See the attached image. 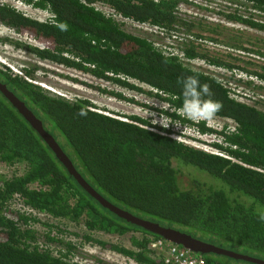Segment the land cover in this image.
<instances>
[{"label": "trees", "instance_id": "1", "mask_svg": "<svg viewBox=\"0 0 264 264\" xmlns=\"http://www.w3.org/2000/svg\"><path fill=\"white\" fill-rule=\"evenodd\" d=\"M22 1L51 17L41 22L0 5L1 25L44 45L10 41L15 47L41 61L144 93L166 104L164 114L178 123L163 129L139 117L127 122L108 117L93 111L87 101L70 103L27 81L33 70L26 69L24 78L0 68V82L42 122L81 177L124 212L264 262V112L238 101L227 86L234 81L250 92L264 91V0H219L228 7L214 14L245 28L232 36L223 24L211 26L183 14L184 6L194 5L190 0ZM129 22L159 34L139 36L126 27ZM251 31L261 35L249 36L255 43L247 40ZM161 38L174 44L160 43ZM196 61L223 74L191 67ZM188 76L209 85L204 98L222 105L214 119L232 122L233 129L215 130L206 121L179 114ZM176 126L200 138L217 137L211 147L219 154L174 139ZM0 164L22 170L13 178L0 175V264H82L78 247L64 241L67 232L57 228L55 234L56 226L40 215L84 221L89 232L85 241L135 264H166L151 246L169 242L119 218L89 195L1 91ZM18 202L22 209L14 208ZM38 225L49 231L33 228ZM96 233L132 234L133 249L106 244L93 237ZM54 244L61 249L54 251ZM189 253L204 264H255L215 253Z\"/></svg>", "mask_w": 264, "mask_h": 264}, {"label": "rangeland", "instance_id": "2", "mask_svg": "<svg viewBox=\"0 0 264 264\" xmlns=\"http://www.w3.org/2000/svg\"><path fill=\"white\" fill-rule=\"evenodd\" d=\"M190 2H193L194 5L184 6V9H182L183 14H185L187 17L197 19V21L203 20L205 23L209 22L211 26L213 24H223L227 27V30H229L228 32L231 36L235 35L236 31L245 32V28L234 24H226L222 17H217L214 14L216 10L218 11L224 9L221 8L222 6L225 8L228 7L227 5L220 4L219 0H190ZM0 4L16 8L18 7V0H0ZM99 9L108 15L107 9L104 7H99ZM22 12H25L27 17L41 22L48 21L51 17L48 13L35 10L31 7H29L27 10H23ZM128 25L126 27L130 31L136 32L139 36L140 34L146 33L147 36L149 35L150 37L156 38L157 34H159L158 31L155 32L154 30H150L148 27H141L136 24L134 26L133 23L130 22ZM207 36L212 35L207 34ZM225 36L227 35L225 34ZM246 36L249 42L251 41L255 43L256 40L249 38V36L252 38H257L261 35H258L255 31H251L246 33ZM10 41L25 42L26 44L37 48H44V45L35 41L30 36L16 35L15 32H13L6 25L0 24V68L4 71L6 68H9L16 75L23 77H25L24 71L26 69L33 70L32 78L29 79L28 77L27 81H30L34 85L43 88V90L49 92L55 97L63 98L70 103H75L79 100L87 101L92 105L93 111L125 122H127V119L139 117L144 120H151V122L155 123L153 119L160 118V114H158L155 109H159L160 111L161 109H169L166 104L160 103L156 99L147 97V95L144 93L131 91L128 88L120 86L113 81L99 80L92 77L91 75L84 74L58 64L41 61L29 52L15 47V45ZM160 43H166L168 45L174 44V42L170 40L168 41L164 38H161ZM246 47L248 48L249 46L246 45ZM211 48L212 51H216L218 53L226 51L222 47ZM251 49L257 50L256 47ZM192 66H194L196 69L202 68V70H208L214 75L215 73L223 74L222 70L211 68L203 64V62H193L191 63V67ZM35 67L36 70H34ZM226 75L229 76V73H226ZM244 79L248 80L245 77ZM130 82L134 83L136 86L142 88L145 91L150 90L142 84L132 80H130ZM230 82L231 83L227 84V86L230 88V90H232V96L234 98L240 102L254 106L264 112V91L259 92L257 90V92H250L247 90L245 85H240L234 81ZM112 94H119L124 99H120L117 95ZM131 101H134V103ZM153 113H155V116H153ZM196 121L200 122L205 120ZM206 122L209 127L219 131L226 127L229 129L234 128V124L227 120L213 119L210 122ZM156 125L161 127L159 124ZM173 130H176L175 132L173 131L174 133L171 135V137L174 139L183 141L190 146L203 149L208 152H216V150L211 147V144L216 142V137L204 136L200 138L197 136L198 138L192 137L190 140H187L180 138V134L177 133V131L181 130L180 127L176 126ZM191 132L195 133L192 130ZM198 139L200 141H196ZM21 173L22 170L18 166L7 167L0 164V175H3L7 178H13L15 175H19ZM14 208L22 209V205L18 202L14 205ZM39 218L42 219L43 222H48L49 224L56 226V229H54L55 234H58L57 228L67 232L64 235V241L70 242L78 247L83 255V257L78 259L82 262V264H98L100 261L103 262L102 264H134L122 255H119L108 248L104 249L99 245L85 241L84 237L89 235V232L85 228L84 221L82 220H80L78 223H75L66 220H52L51 218H48L44 215H40ZM33 228H37L38 230L45 232L49 231V228L39 225ZM135 234L136 236L139 235L137 233ZM92 235L96 239H99L106 244L133 249L132 243L130 241L132 234H128L125 237L107 235L103 233H96ZM56 245L57 244H54L52 249L54 251H59L61 247Z\"/></svg>", "mask_w": 264, "mask_h": 264}, {"label": "water", "instance_id": "3", "mask_svg": "<svg viewBox=\"0 0 264 264\" xmlns=\"http://www.w3.org/2000/svg\"><path fill=\"white\" fill-rule=\"evenodd\" d=\"M0 91L4 94V96L13 104L15 108L22 114L26 120L31 124V126L38 132V134L45 140V142L49 145V147L54 151L57 158L60 162L65 166L69 174H71L76 181L80 184V186L95 200H97L104 208L108 209L112 213L116 214L119 218L129 222L130 224L136 225L138 227L143 228L144 230L151 232L157 236L162 237L165 241L172 243L176 246L182 247L186 251H189L193 254H207V253H215L223 256H227L236 260H241L245 262H251L255 264H264V262L259 261L257 259H253L248 256L240 255L235 252L223 250L220 248H216L215 246L203 243L197 239L192 238L191 236L181 233L179 231L163 228L158 224L151 223L149 221H144L140 218H137L127 212H124L117 207L113 206L111 203L107 202L103 199L76 171L72 162L65 155V153L61 150L59 145L56 143L54 138L49 135L40 120H38L34 114L29 111L25 104L22 103L13 93H11L7 86L3 85L0 82Z\"/></svg>", "mask_w": 264, "mask_h": 264}, {"label": "clouds", "instance_id": "4", "mask_svg": "<svg viewBox=\"0 0 264 264\" xmlns=\"http://www.w3.org/2000/svg\"><path fill=\"white\" fill-rule=\"evenodd\" d=\"M209 92H210L209 85L202 84L199 81V79L195 76H188L187 79L183 81V101L184 102H183L182 107L179 110V114L187 120H192V121L205 120L209 122L212 121L216 113L222 107V105L218 101H214L210 98L205 99L204 97L208 95ZM153 116H155V113H153ZM153 120L155 121L154 125L159 124L161 125L163 129H168L170 125H178L172 122L171 120H169L168 116L164 114L163 109H161L160 118L153 119ZM179 125H182V124H179ZM215 139H216V142L214 143H217V137ZM261 218L264 219V216H262Z\"/></svg>", "mask_w": 264, "mask_h": 264}, {"label": "built area", "instance_id": "5", "mask_svg": "<svg viewBox=\"0 0 264 264\" xmlns=\"http://www.w3.org/2000/svg\"><path fill=\"white\" fill-rule=\"evenodd\" d=\"M0 5H3V4H0ZM28 8L29 7L26 6L22 0H18V7H16V9L23 11V10H27ZM141 27H145V26H141ZM150 30H152V29H150ZM156 31H157V29H156ZM173 131L175 132L176 130H173ZM177 133L181 134L180 138L187 139V140H190L192 137L198 138L196 136L197 134L192 133L191 130L188 128H186V129L181 128V130L177 131ZM189 136H191V137H189ZM178 141H180V140H178ZM210 153L219 154V153H217V151L216 152H210ZM151 248L154 250H159V253L163 254V256L165 257L166 264H204V261H202L201 259H196L195 257L191 256L188 251L180 249L179 247L168 244V243L164 244L161 241L155 242L154 244H152Z\"/></svg>", "mask_w": 264, "mask_h": 264}, {"label": "flooded vegetation", "instance_id": "6", "mask_svg": "<svg viewBox=\"0 0 264 264\" xmlns=\"http://www.w3.org/2000/svg\"><path fill=\"white\" fill-rule=\"evenodd\" d=\"M168 244H170V243H168Z\"/></svg>", "mask_w": 264, "mask_h": 264}]
</instances>
